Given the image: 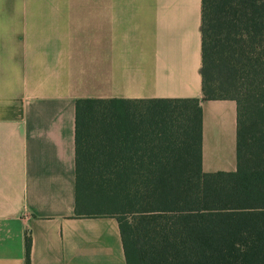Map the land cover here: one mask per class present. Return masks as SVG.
<instances>
[{
	"label": "crops",
	"instance_id": "1",
	"mask_svg": "<svg viewBox=\"0 0 264 264\" xmlns=\"http://www.w3.org/2000/svg\"><path fill=\"white\" fill-rule=\"evenodd\" d=\"M202 0H0V264H126L114 218L74 216L75 102L202 99ZM202 170H236L231 100Z\"/></svg>",
	"mask_w": 264,
	"mask_h": 264
},
{
	"label": "trees",
	"instance_id": "2",
	"mask_svg": "<svg viewBox=\"0 0 264 264\" xmlns=\"http://www.w3.org/2000/svg\"><path fill=\"white\" fill-rule=\"evenodd\" d=\"M200 34L202 99L75 102L74 216L114 218L126 264H264V0H202ZM215 100L236 104L234 172L202 170Z\"/></svg>",
	"mask_w": 264,
	"mask_h": 264
}]
</instances>
